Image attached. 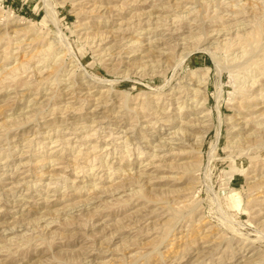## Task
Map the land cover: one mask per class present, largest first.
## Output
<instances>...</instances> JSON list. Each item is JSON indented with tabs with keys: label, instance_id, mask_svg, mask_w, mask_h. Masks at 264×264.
I'll return each mask as SVG.
<instances>
[{
	"label": "rangeland",
	"instance_id": "rangeland-1",
	"mask_svg": "<svg viewBox=\"0 0 264 264\" xmlns=\"http://www.w3.org/2000/svg\"><path fill=\"white\" fill-rule=\"evenodd\" d=\"M0 264H264V0H0Z\"/></svg>",
	"mask_w": 264,
	"mask_h": 264
},
{
	"label": "bare ground",
	"instance_id": "bare-ground-1",
	"mask_svg": "<svg viewBox=\"0 0 264 264\" xmlns=\"http://www.w3.org/2000/svg\"><path fill=\"white\" fill-rule=\"evenodd\" d=\"M200 77H201V75H200ZM202 77L204 78V77H205V75H204V76H202ZM256 79H257V78H256ZM202 80H203V79H202ZM202 80H201V81H202ZM196 82H197V81H196ZM198 82H200V80H199ZM203 83L205 84V82H203ZM198 84H199V83H198ZM198 84H197V86H198ZM201 84H202V83H200V85H201ZM204 84H203V85H204ZM242 85H243V84H242ZM201 86H202V85H201ZM252 86H253V85H252ZM258 90H260V89H258ZM196 91H197V90H196ZM200 103H201V102H200ZM181 142H182V141H181Z\"/></svg>",
	"mask_w": 264,
	"mask_h": 264
}]
</instances>
